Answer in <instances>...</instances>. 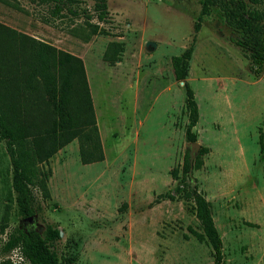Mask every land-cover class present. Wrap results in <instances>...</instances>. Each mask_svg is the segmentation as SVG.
Returning <instances> with one entry per match:
<instances>
[{
	"label": "rangeland",
	"instance_id": "obj_1",
	"mask_svg": "<svg viewBox=\"0 0 264 264\" xmlns=\"http://www.w3.org/2000/svg\"><path fill=\"white\" fill-rule=\"evenodd\" d=\"M106 1L107 19L99 21L92 0L58 14L54 2L0 0V29L25 36L19 78L38 42L82 58L105 154L82 163L75 138L41 164L50 172V197L36 189L42 209L31 220L8 201L0 173V223L9 212L0 239L21 224L43 230L55 223L58 251L70 264H215L212 248L189 230H198L192 203L156 200L182 182L184 155L192 152L185 85L171 58L190 45L203 0ZM255 6L264 11V2ZM240 35L216 6L197 32L188 81L200 110L197 142L210 151L189 182L211 202L224 264H264V66L252 69L232 40ZM112 42L122 45L113 63L104 59ZM56 89L52 78L50 90L33 99L41 107L55 104ZM6 159L3 153L1 170ZM5 257L28 264L18 250Z\"/></svg>",
	"mask_w": 264,
	"mask_h": 264
},
{
	"label": "trees",
	"instance_id": "obj_2",
	"mask_svg": "<svg viewBox=\"0 0 264 264\" xmlns=\"http://www.w3.org/2000/svg\"><path fill=\"white\" fill-rule=\"evenodd\" d=\"M54 2L53 13H61L74 3L84 0H42ZM94 1V11L99 21L107 19V1ZM264 0H203L201 11L194 22L195 34L192 41L181 53L171 58L177 81H183L186 90L188 125L186 139L197 141L194 127L200 118L199 105L195 91L188 81L190 62L194 53L197 32L204 17L211 13L212 7H219L226 23L241 35L233 37V42L249 56L252 69L260 71L264 66V11L255 5ZM93 16L87 14V19ZM2 29L6 31H2ZM102 30L95 29L93 34ZM21 36V39L16 37ZM88 39V38H87ZM18 41L21 43L18 44ZM25 44V36L17 32L0 29V156H10L5 160L2 170L3 182L8 187V201L16 205L22 219L33 216L42 209L36 189L43 198L50 197L48 188L49 170L41 164L46 163L59 149L78 138L79 154L82 163L102 161L105 157L96 119L94 101L86 77L84 62L81 57L54 46L38 42L30 52L27 73L17 76L19 53ZM121 43L112 42L104 53V59L113 63L119 58ZM52 78L57 80V99L55 104L47 101L41 107L33 96L42 90L49 91ZM53 106V107H51ZM50 107V108H49ZM51 113L50 120L46 119ZM264 147V135L261 139ZM4 149V150H2ZM2 151V152H1ZM210 151L207 146H200L191 163L190 151H186L182 165L183 179L173 191L158 195L156 200L177 197L192 203L198 220V230L190 231L200 242L212 248L215 264L223 262V242L213 216L211 202L189 182V170L200 169L204 164V155ZM179 178L177 168L171 171ZM155 200V201H156ZM9 212L0 223L1 233H6ZM62 239L61 230L55 223H46L43 230L25 228L23 224L7 232L4 240L0 239V255L18 250L23 261L28 264H70L69 258L59 253L57 243ZM0 264H16L10 258H3Z\"/></svg>",
	"mask_w": 264,
	"mask_h": 264
},
{
	"label": "water",
	"instance_id": "obj_3",
	"mask_svg": "<svg viewBox=\"0 0 264 264\" xmlns=\"http://www.w3.org/2000/svg\"><path fill=\"white\" fill-rule=\"evenodd\" d=\"M147 45H148V46H153V47L156 46L155 42H153V41H149V42L147 43ZM190 145H191V150H192V152H190V161H191V163H192L193 160H194V158H195V156H196V153L198 152V150H199V148H200V144L196 141V142H190ZM194 151H196L195 154L193 153ZM192 170H193V167L191 166V168H190V170H189V173H191ZM34 216H35V215H34ZM32 218H33V216H30V217H27V218L24 219V220H31ZM61 235H62V233H61Z\"/></svg>",
	"mask_w": 264,
	"mask_h": 264
},
{
	"label": "built area",
	"instance_id": "obj_4",
	"mask_svg": "<svg viewBox=\"0 0 264 264\" xmlns=\"http://www.w3.org/2000/svg\"><path fill=\"white\" fill-rule=\"evenodd\" d=\"M20 257L22 258V256L20 255Z\"/></svg>",
	"mask_w": 264,
	"mask_h": 264
}]
</instances>
